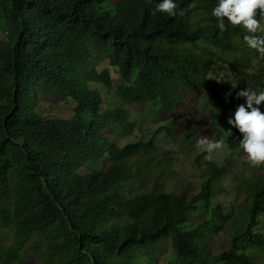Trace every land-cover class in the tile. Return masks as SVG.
<instances>
[{
    "label": "trees",
    "instance_id": "trees-1",
    "mask_svg": "<svg viewBox=\"0 0 264 264\" xmlns=\"http://www.w3.org/2000/svg\"><path fill=\"white\" fill-rule=\"evenodd\" d=\"M112 1L0 0V28H9L7 38L0 34V264L44 256L48 264H137L164 246L174 264H264L247 253L264 252V235L254 234L264 182L252 193L243 238L216 255L202 245L209 229L196 205L210 209L213 183L231 159L245 157L239 131L225 139L230 159L220 167L207 163L208 180L190 201L163 189L174 160L152 155L156 136L113 146L106 171L80 175L86 163L102 159L105 130L132 129L128 105L174 114L186 89L209 93L223 116L235 111L244 83L216 85L210 73L217 65L254 68L260 54L246 45L242 27L225 20L219 29L211 14L217 0H175V16L153 15L159 0H126L114 9L118 20L110 19ZM106 62L124 82L117 90L122 104L109 112L92 89H112L111 73L98 70ZM263 79L264 66L257 67L253 82L264 89ZM44 98L75 103L73 121L45 117ZM197 141L191 133L180 146L195 151ZM144 188L155 191L142 197Z\"/></svg>",
    "mask_w": 264,
    "mask_h": 264
},
{
    "label": "rangeland",
    "instance_id": "rangeland-1",
    "mask_svg": "<svg viewBox=\"0 0 264 264\" xmlns=\"http://www.w3.org/2000/svg\"><path fill=\"white\" fill-rule=\"evenodd\" d=\"M124 1L126 0L112 1L110 19L118 20L117 11L114 9ZM261 22L264 24V20ZM8 31V27L1 26V35L4 34L7 38ZM253 63L256 65L254 68L237 70L225 65H217L210 73L209 80L216 85L224 84L236 88L244 83L242 84L244 88L262 90L261 86L253 82V76L257 74V67L264 66V56L261 54L254 56ZM98 70L100 72L108 70L111 73L113 81L111 90L101 85H92V89L98 90L103 97L102 111L109 112L121 106L122 102L117 90L124 87V82L118 70L111 68L108 62L100 66ZM243 104H245V98L239 105ZM74 105L76 104L71 100L44 98L41 112L47 118H61L72 122L76 108ZM257 107L264 112V102ZM126 108L130 114L132 129L125 130L112 126L105 130L99 139L102 159L99 157L86 163L80 169V175H86L92 171H106L111 165L107 160V151L113 146L125 148L134 143H148L156 136L157 149L152 152V155L172 157L174 160L173 177L165 182L163 189L168 193H177V195L183 193L190 201L199 194L201 186L208 180L207 163L220 167L231 157V152L226 147L209 155L198 147H195L194 151L192 148H181L180 146L183 145L182 139L185 135L191 133H196L198 140L201 137H207L210 140H225L231 137V134L238 132L236 128L227 123L228 119L234 116L235 111L223 116L219 106L207 92L183 90V99L177 104V112L174 114L163 111L162 107L150 108L147 105H128ZM87 118L91 119L92 116L89 115ZM229 129L231 130L230 135L227 134ZM168 131L171 132L172 138L169 137ZM231 161L234 165L221 174L212 185L211 208L205 211L202 203L196 205V212L199 213L197 215L201 223H206L209 229V232L204 230L206 237L202 245L206 247L207 252L213 255L229 249L234 239L243 238L242 235L249 224V214L253 203L252 193L260 189L264 182V165L253 166L245 157L241 160L233 158ZM154 191L153 188H144L139 194L145 197L152 195ZM190 225L192 227L191 222ZM190 225L183 224L181 229L190 231ZM254 234L264 235V214L254 229ZM255 248L257 247H253L247 253L251 254L257 262L263 261L264 252H256ZM137 259V264H174L169 246L158 248L156 255L146 254ZM24 264H48V259L44 256Z\"/></svg>",
    "mask_w": 264,
    "mask_h": 264
},
{
    "label": "clouds",
    "instance_id": "clouds-1",
    "mask_svg": "<svg viewBox=\"0 0 264 264\" xmlns=\"http://www.w3.org/2000/svg\"><path fill=\"white\" fill-rule=\"evenodd\" d=\"M177 8L175 0H159L155 4L153 15L161 12L175 16ZM211 14L217 19L221 31L225 30V20L233 26L242 27L247 33L243 36L246 45L264 56V24L261 22L264 20V0H217ZM236 95L245 98V104L237 106L234 116L227 123L241 134L239 148L246 160L253 166L264 165V112L257 107L264 102V89L257 91L245 88ZM227 134H231L230 129ZM197 147L210 155L224 149L226 142L224 139L210 140L201 137L197 141Z\"/></svg>",
    "mask_w": 264,
    "mask_h": 264
}]
</instances>
